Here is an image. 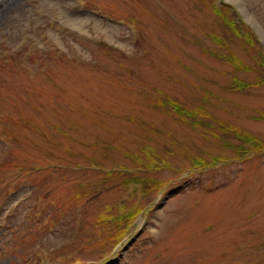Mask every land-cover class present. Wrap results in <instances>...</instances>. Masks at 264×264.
<instances>
[{"label": "rangeland", "instance_id": "374dc122", "mask_svg": "<svg viewBox=\"0 0 264 264\" xmlns=\"http://www.w3.org/2000/svg\"><path fill=\"white\" fill-rule=\"evenodd\" d=\"M214 2L0 0V264H264V82ZM224 2L260 62L264 0Z\"/></svg>", "mask_w": 264, "mask_h": 264}, {"label": "trees", "instance_id": "16d2710c", "mask_svg": "<svg viewBox=\"0 0 264 264\" xmlns=\"http://www.w3.org/2000/svg\"><path fill=\"white\" fill-rule=\"evenodd\" d=\"M233 5L229 4V3H225L224 4H212L211 8L213 9V11L215 12L216 17H218L219 19L221 18L222 21L224 22V24L231 29L232 31H212L211 32V38L220 45V49H216V53L217 55L221 58V57H225L226 59H230L233 64H235L238 68H252V69H257V73L261 75V83L264 82V59L261 60L260 62H256V64H249L245 59H243L242 57H240L239 55H237L233 50H232V46H231V42L233 40L239 39L241 32H240V27L237 24V22L235 21V19L233 18L232 14H231V10H232ZM242 37V36H241ZM243 41H254V37L250 34V32L248 30H246V34L245 36L242 37ZM107 46V45H106ZM211 51V50H210ZM212 53H214L213 51H211ZM214 53V54H216ZM264 54V52H263ZM240 81V86H245L249 85V82H245ZM166 102L168 103L172 109L179 111V112H186L189 111V113L191 115L196 116V113L199 112H203V106L202 105H198L197 109H193L190 108L189 106H187L185 103H183L181 100L179 101L178 99L172 97V96H167L165 99H161L159 103L162 102ZM261 116L264 117V113L261 114ZM196 121H201L200 119H197ZM239 133L243 136L244 141L243 142H239L237 144H235V148L238 150L239 155H245L246 152L250 151L251 147H248L246 145L247 140H253L255 137L253 135H249V134H245L243 132ZM261 141L255 140L254 143L256 145H258ZM253 150H255V147H253ZM257 150L258 151H264V140H262V143L260 145L257 146ZM90 161H94V162H100L102 163L97 157L96 158H89ZM201 161V156H199V158H196V161ZM123 169V167L121 168ZM123 171V170H122ZM130 180H133L137 183V181L133 178V176H131L130 178H126V182H130ZM146 181L148 180V182L150 184H152L153 182L149 181L148 179H145ZM137 188H140V186H137L136 188H134V190H137ZM86 192V191H85ZM138 210V209H137ZM135 212V211H133ZM131 214H121L120 215V220H124V218H128V216H130ZM121 237V236H120ZM119 237V238H120ZM118 238V239H119Z\"/></svg>", "mask_w": 264, "mask_h": 264}]
</instances>
